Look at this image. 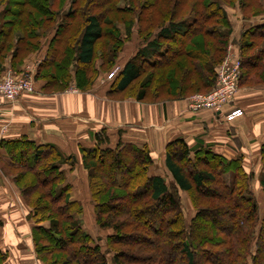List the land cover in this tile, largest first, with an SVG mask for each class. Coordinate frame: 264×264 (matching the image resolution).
<instances>
[{
	"label": "trees",
	"instance_id": "16d2710c",
	"mask_svg": "<svg viewBox=\"0 0 264 264\" xmlns=\"http://www.w3.org/2000/svg\"><path fill=\"white\" fill-rule=\"evenodd\" d=\"M56 1L59 9L50 0H0V74L8 50L10 66L16 69L25 54L40 48L50 26L46 55L33 80L44 82L43 92L63 93L70 86L89 91L97 74L115 63L118 49L112 50V58L103 54L99 68L93 66L101 40L107 38L117 48L123 43L108 16L124 13L125 7L115 6L119 0ZM126 3L132 17L126 21L125 36L136 27L140 45L113 75L106 96L114 99L134 90L126 97L141 103L151 99L146 104L185 99L214 86L232 30L224 5L237 6L244 21L261 13L259 0ZM237 45L239 86H263L264 20L242 31ZM163 96L164 101H156ZM93 137L94 145L79 152L93 221L111 231L105 250L76 218L82 208L72 200L65 174L66 167L74 168L72 157L54 144L36 145L25 137L0 141L7 158L1 165L32 175H25L30 185L20 192L32 210L31 238L43 264H264V206L261 212L252 190L253 175L245 172L241 157L227 159L200 143L191 148L181 138L173 140L165 146L163 164L172 178L167 182L149 175L153 164L146 146L120 140L111 146L105 131ZM260 161L258 185L264 194V145ZM23 177L17 173L13 181L19 185ZM181 192L190 195L195 208L188 223ZM7 258L0 251V264Z\"/></svg>",
	"mask_w": 264,
	"mask_h": 264
},
{
	"label": "crops",
	"instance_id": "0c3cea01",
	"mask_svg": "<svg viewBox=\"0 0 264 264\" xmlns=\"http://www.w3.org/2000/svg\"><path fill=\"white\" fill-rule=\"evenodd\" d=\"M233 8L240 15L239 8ZM239 19L242 23L248 22L241 16ZM51 35L49 32L42 38V46L30 62H25L26 65L36 67L45 57ZM10 59H5L4 70L9 68ZM125 62L122 61L121 67ZM102 74L86 92L45 95L42 93L44 82L36 81L34 94H23L11 103L0 99V141L25 137L36 145L54 144L65 156L72 157L74 168L66 169L71 173L81 168L80 147H92L94 134L105 131L111 146L119 140L136 147L146 146L153 164L149 175L170 182L172 178L163 164L165 146L181 138L191 148L200 143L227 159L241 157L245 172L253 175L252 190L257 191L255 194L262 192L258 181L262 172L260 149L264 145V85L239 88L218 115L210 110H192L190 99L186 98L150 104L132 99H111L106 96L110 82L103 83ZM235 109H241L243 116L227 123L225 113ZM6 160V155L0 151V164ZM68 182L74 186L72 180ZM6 183L0 172V220L3 225L0 251L8 255L4 264H38L32 248L33 224L24 221L23 217L28 210L23 211L18 206L16 199L8 193ZM70 195L72 200L80 201L74 192ZM92 222L95 225L93 218Z\"/></svg>",
	"mask_w": 264,
	"mask_h": 264
},
{
	"label": "rangeland",
	"instance_id": "374dc122",
	"mask_svg": "<svg viewBox=\"0 0 264 264\" xmlns=\"http://www.w3.org/2000/svg\"><path fill=\"white\" fill-rule=\"evenodd\" d=\"M50 1L54 4L53 6H54L55 9H59V7L61 6V5H59V6L57 5L58 3H57L56 0H50ZM67 2H68V0L65 1V4H67ZM126 2H127V0H119V1H117L115 3L116 7H123V6L125 7L124 13H122V14L118 13V14H115V15L112 14V15L108 16V19L111 20V22L118 28L117 31H118V34L121 37V40H123V43L121 42L119 44V48H117L114 44H112L111 41H109V39L105 38V39L101 40V42L96 46V49H95L96 55H95V60H94V63H93V66L95 68H99L100 67V65H101V61L100 60L103 58L102 56L107 54L109 56L111 55L110 57L112 58V55L115 54V52L113 53L112 50L114 51V49H118V51H119V53L117 52L118 56H117V58L115 60V63L112 64L113 67L111 69H113V70L114 69H120L122 61H125L129 57L134 55V52L136 51L137 47H139V45H140L139 36H137V34H136V29H137L136 27H133V31H132L130 37L126 38V36H125L124 28H125L126 21L131 19V17H132V15L127 13L129 11V8H127V3ZM257 7H258V9H259V11L261 13L259 15H257V16L250 17L247 20L248 21L247 23H242L240 21V19H239V17L241 16V13L239 15L238 11L236 12V9L228 7L227 5L226 6L224 5V9L226 11L227 18L230 21L232 30H231V33H230L231 35H230V38H229L226 55H225V57H224V59H223V61H222V63L220 65H222L224 63V61L227 58V56H230V57L236 59L239 62V60H238V58H239V48H238V45L236 43V38L240 37V35H241L240 32L244 31L243 30L244 27L246 28L248 26L247 28H249V26H252V25H255V24H259V23H261V21L264 20V0H259V3L257 5ZM63 8L66 9L67 7L64 6ZM101 9H103L102 4H101ZM63 12L64 11H62V13ZM1 23H2V18L0 17V24ZM56 25H58V24H56ZM49 27L50 26L45 28V31H46L47 34L50 32L49 30H50L51 27L50 28ZM247 28L245 30H247ZM41 41H42V39H41ZM41 46L42 45H40V47ZM256 49H258V48H256ZM9 51L10 50H8V52L6 53L7 54L6 58L7 57L11 58V54H10ZM37 51L38 50H35L34 52H31L29 54H25L23 56L21 64L16 66V69L11 68L10 65H9V68H7V70L3 69L4 71L0 74V81L2 82L3 79L5 77H7V76H10V77L14 78L15 80H19L24 75H28L29 76L30 74H33V72L35 70H37V67H32L31 64L26 65L25 62H27V63L30 62L31 58L33 56H35ZM110 53H112V54H110ZM249 53L252 54L254 52H248V54ZM3 64H4V62H3ZM3 64H2V66H3ZM9 64H10V62H9ZM106 66L107 65H104V68H106ZM217 68H216V70H217ZM111 69H109L106 72H99L94 80L97 81L99 74L103 73L100 79L103 81V83L104 82L105 83H107V82L109 83L111 81V78H108L107 76L110 73ZM240 72H241V70H240V62H239V66H238V74H239V76H240ZM254 75H257V74H254ZM146 76H147V74H146ZM144 77L145 76H142V78H140V79L142 80ZM216 81H217V77H216L215 83H216ZM32 82H33L34 89H35L37 82L34 81V80ZM215 83H214V86L210 90H208L206 92H194V93L192 92V94H190L186 99H191L192 96H198V95L199 96H205L206 94L210 93L215 88ZM239 88H241V87L239 86V81H238V88H237L238 91H239ZM65 91H69L71 93H78V91L73 86H70ZM133 91L134 90L128 91L126 93H121V95L120 94H116L114 96V99L115 100H119V101L126 100V99H131V98H127L126 96L134 94ZM35 92H36V90H34V92L31 93V94H34ZM42 93L45 94V95L57 94V93L43 92V90H42ZM165 98H167V97L163 96L162 98H159L156 101H164ZM150 100H146V103L150 102ZM166 101H168V100H166ZM156 103H158V102H156ZM66 169H67V167L65 168L66 180H68V181L72 180V183L74 184V186L72 187V185H71V192H74L77 195V197L80 199V201H78V203L80 204V208H82L81 215L77 216L76 218L78 219L79 223H81L82 228L85 229V230H88V233L91 235V237H93L94 239H96V237H98V238L100 237L99 241L97 240V242L102 247V250H105L103 245H104V242H105L106 238L111 234V231L101 229V228H99L97 226V224L94 225V223L92 222L93 208H92V205L90 203V194L88 192V180H87V177H86V172L84 171L82 165H81L80 169L77 168L76 171H74V172L70 171L71 173H69ZM0 172H1V175L3 176L5 182L7 181L6 189H7L8 193L11 196H13V198L16 199L17 203H19L18 206L21 207V209L23 211L25 209L28 210V213H25L24 216H23L24 217V221L27 220L28 222H30L34 226L35 225L34 224L35 221L31 218L32 210L29 207V205L27 204V202L25 200V197H23L21 195V192H20L21 191L20 189L22 187H29V185H30L29 181L27 180V176H25V175H28V177H31L32 175L25 169H23V170H21V169H7V168L3 167L1 164H0ZM17 173H20V174H22L24 176L23 180H19L18 181L19 185L16 184V182L13 181V176H15V174H17ZM252 188L254 189V186H252ZM84 190H85V192H84ZM254 191L255 192H257V191L253 190V193L255 195L257 203L260 206V211H261V208L264 206V194L262 192H260V194H258V193L255 194ZM38 192H37V194H38ZM180 195H181L180 196V203H181V206H182V209H183L184 218H185L184 220H186V223H188L189 218L194 213V209L195 208H194V205H192V203H191V199H190V195L189 194L181 192ZM71 198H72V195H71ZM106 198L107 197H103L102 201H104ZM44 202L47 203L46 201H44ZM41 224L43 226H46V227L48 226L47 221H42ZM31 231H32V229H31ZM32 248H33V252L35 253V257H36L37 254L34 251L33 240H32ZM110 258H111V255L108 254L107 255V261L108 262H109ZM36 260H37L38 264H43L41 260L39 261L37 259V257H36ZM54 262L57 263V262H59V260H55Z\"/></svg>",
	"mask_w": 264,
	"mask_h": 264
},
{
	"label": "built area",
	"instance_id": "2783aa9c",
	"mask_svg": "<svg viewBox=\"0 0 264 264\" xmlns=\"http://www.w3.org/2000/svg\"><path fill=\"white\" fill-rule=\"evenodd\" d=\"M239 62L227 56L224 63L215 71L217 81L215 88L205 96H192L190 99L192 110H210L214 114H221L224 108L231 102L237 93ZM118 69L112 70L108 74V78H112ZM33 75H24L21 79L15 80L7 76L0 81V99L5 102H15L22 97L23 94H31L34 92ZM243 116L241 109H235L225 113L224 119L227 123L236 121V118ZM6 130V129H4Z\"/></svg>",
	"mask_w": 264,
	"mask_h": 264
}]
</instances>
